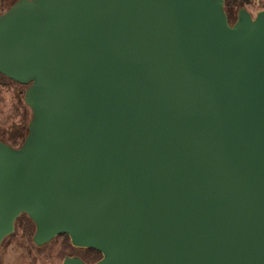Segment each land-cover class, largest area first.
Listing matches in <instances>:
<instances>
[{
  "label": "water",
  "instance_id": "1",
  "mask_svg": "<svg viewBox=\"0 0 264 264\" xmlns=\"http://www.w3.org/2000/svg\"><path fill=\"white\" fill-rule=\"evenodd\" d=\"M0 74L32 113L0 139V244L27 215L94 264H264V10L16 0Z\"/></svg>",
  "mask_w": 264,
  "mask_h": 264
},
{
  "label": "rangeland",
  "instance_id": "2",
  "mask_svg": "<svg viewBox=\"0 0 264 264\" xmlns=\"http://www.w3.org/2000/svg\"><path fill=\"white\" fill-rule=\"evenodd\" d=\"M254 2L246 8L256 15L260 11V0ZM25 91V86L12 82H2L0 85V138L14 147H19L24 141L26 132L22 128H28L32 117L31 110L24 101ZM17 226L16 224L14 234L0 244V264H62L64 253H61L68 245L79 249L73 247L70 238L65 236H59L51 243L37 247L33 243L34 236L29 239ZM66 254L71 253L66 251Z\"/></svg>",
  "mask_w": 264,
  "mask_h": 264
},
{
  "label": "trees",
  "instance_id": "3",
  "mask_svg": "<svg viewBox=\"0 0 264 264\" xmlns=\"http://www.w3.org/2000/svg\"><path fill=\"white\" fill-rule=\"evenodd\" d=\"M16 1V0H15ZM14 0H0V14L5 11V9L12 5ZM255 2L254 0H225V11L228 15L229 22L231 24H235L237 21V16L238 12L241 8L251 6ZM259 8L260 10H264V0H260L259 2ZM0 78L2 79V82H12L15 83L8 78L4 77L3 75L0 74ZM17 84V83H15ZM19 85V84H17ZM23 132H26V135L28 133L27 131V126H23L22 128ZM1 139V138H0ZM4 142V139H1ZM18 225L17 228L22 230L23 234L27 236L29 239H31L35 232H36V226L33 223V221L27 216V215H22L16 222ZM65 236L66 238L68 237L67 235H61ZM66 251H69L71 254L67 255ZM64 259L68 256H77L80 257L82 260H84L86 263L89 264H94L98 262L99 260L102 259V254L96 250L93 249H74L70 247L69 245L67 246L66 250L63 251L61 254H63Z\"/></svg>",
  "mask_w": 264,
  "mask_h": 264
},
{
  "label": "built area",
  "instance_id": "4",
  "mask_svg": "<svg viewBox=\"0 0 264 264\" xmlns=\"http://www.w3.org/2000/svg\"><path fill=\"white\" fill-rule=\"evenodd\" d=\"M0 85H2V79L0 78Z\"/></svg>",
  "mask_w": 264,
  "mask_h": 264
}]
</instances>
